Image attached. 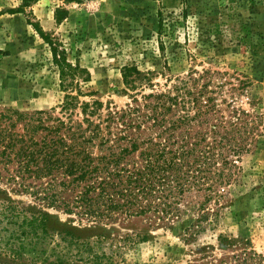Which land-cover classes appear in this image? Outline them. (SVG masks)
Here are the masks:
<instances>
[{"label": "rangeland", "instance_id": "1", "mask_svg": "<svg viewBox=\"0 0 264 264\" xmlns=\"http://www.w3.org/2000/svg\"><path fill=\"white\" fill-rule=\"evenodd\" d=\"M59 9L68 11L61 22ZM30 23L89 72L81 85L94 96L83 101L126 108L132 97L123 70L136 66L150 72L145 94L187 81L195 95L208 90L217 116L248 113L255 135L239 181L212 204V221L199 225L191 212L170 221L148 214L91 224L49 208L55 241L66 232L102 241L97 251L113 264H207L245 249L264 256V0H0V118L12 111L58 115L64 101L52 49ZM14 198L41 208L30 196Z\"/></svg>", "mask_w": 264, "mask_h": 264}, {"label": "trees", "instance_id": "2", "mask_svg": "<svg viewBox=\"0 0 264 264\" xmlns=\"http://www.w3.org/2000/svg\"><path fill=\"white\" fill-rule=\"evenodd\" d=\"M67 14L59 9L57 20ZM30 24L52 49L65 97L58 115H1L0 264H113L112 256L97 251L102 241L68 232L55 241L49 208L91 224L148 214L170 221L191 212L199 225L212 221V204L239 181L242 156L255 141L248 113L217 116L208 90L195 95L187 81L145 94L150 72L136 66L123 70L132 97L126 108L83 101L94 96L81 85L90 81L89 72L70 63L38 23ZM14 195L30 196L41 208ZM227 257L207 264H264L263 255L247 249Z\"/></svg>", "mask_w": 264, "mask_h": 264}]
</instances>
